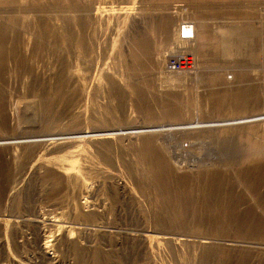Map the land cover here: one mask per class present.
<instances>
[{"label":"rangeland","instance_id":"1","mask_svg":"<svg viewBox=\"0 0 264 264\" xmlns=\"http://www.w3.org/2000/svg\"><path fill=\"white\" fill-rule=\"evenodd\" d=\"M183 23L205 43L174 46ZM261 24L264 0L2 1L0 264H264V121L230 126L264 117V73L217 48L220 30ZM173 48L194 68L168 73L170 55L156 64ZM240 90L253 100L236 111ZM145 139L187 182L184 228L164 219ZM212 175L218 197H202Z\"/></svg>","mask_w":264,"mask_h":264},{"label":"bare ground","instance_id":"2","mask_svg":"<svg viewBox=\"0 0 264 264\" xmlns=\"http://www.w3.org/2000/svg\"><path fill=\"white\" fill-rule=\"evenodd\" d=\"M2 1H4V0H0L1 3H2ZM68 8L76 9L77 6L70 4V5H68ZM100 10H101V8H97V11H100ZM192 26H193V24H192ZM195 26H196V30L193 27L192 36H190V34H187V33L181 34L180 30L177 31V33L180 36L178 34L174 33V36H173L174 46L178 47V46L184 45V46H191V48H195L196 46L194 44H196V42L200 41L201 43H205L206 37L203 34L204 32L203 31L201 32V30L198 28V26L196 24H195ZM160 27L165 28V23L164 22L161 23ZM220 34H221V38L219 39L220 41H218L220 43L219 44L220 46L217 47V48L220 47L219 48L221 50V51L219 50L220 54H223V56L239 55V56L246 57L245 59H247L248 63H250L249 65L251 66L249 70H252V71L262 70L264 73V69H262V65H261V55H262V48H263V42H264V24H261L260 26H247L244 28L232 27V28H229L227 30H220ZM192 42H195V43L193 45H190ZM3 43H4V29H3V27L0 26V65H1V60H2L1 58H2V52H3ZM145 44H146L145 41L140 39V38L136 37L134 39V41H133L134 48H133V53H132V56L134 59L140 58L141 54L144 53L143 51H144ZM174 48L173 49H166L164 51H159V53L157 51L158 55L155 58L156 64L163 63L169 55L171 56L172 54L177 53L178 49L174 50ZM143 56H145V54ZM243 76H244L243 70L240 69L239 70L240 79L243 78ZM181 79L182 78H181L180 74L174 75V76L164 75V77H163L164 82L167 84H178L181 82ZM58 83H59V85H62V83H63L62 79H59ZM58 98L64 99L63 95H60ZM250 100H253L252 91L251 90H248V91L240 90L236 93V96L234 97L233 102H232V106L236 111H241V110H244L248 106V103H251ZM43 104L45 105V103L42 100L41 101L39 100L38 102H36L35 106L36 107L38 106L39 108L43 109V107H44ZM219 106H221V105H219ZM174 112H176V111L170 110L168 112V114L173 115ZM147 115H149V114H147ZM243 119L244 120H241L239 123H233L232 122V124L230 126H237L240 124H249V123L264 121V117L263 118L248 117V118H243ZM215 127H220V126H219V124L218 125L217 124L216 125L215 124H205L201 128L211 129V128H215ZM221 127H223V126H221ZM135 129L136 128H134L133 130H135ZM194 129H199V128L194 127V126L192 128H190V130H194ZM133 130H131V131L129 130L128 132H125V133L132 134ZM184 130H187V128H184ZM227 133L228 134H234V135H236V137H241V138L243 136V134L237 129L233 130V131H227ZM224 136H225V134H224ZM223 142L226 145H231L230 141L227 139L224 140ZM247 147H249V145ZM138 153H139V156H140L142 162L144 164H146L147 171L150 173V176H151V181H152L153 185L155 186V188L158 192L160 202L162 203L161 209L163 208V214H164L165 218L163 216L162 217L165 220L169 221V223H168V221L166 222V223H168L167 224L168 226L173 224V225H176L177 227L184 228L183 221L186 218L187 213L189 211L188 208L190 207L191 203L194 202L193 196L190 194V191H188L187 182L185 180H179V179L172 181L169 168H168V166L165 165V162H164L161 154L157 151V149L153 146V144L150 141H148L147 139H145L142 146H140ZM163 153L165 154L164 151H163ZM221 181H222V179L218 175H216V176L212 175L211 177L205 179V187H204V193L202 194V197L217 198L219 190L221 188ZM171 182H175L178 186V189H179V197L178 198L175 197L174 194L169 189V185L171 184ZM206 207L212 211H215L218 209L217 204H215V205L206 204ZM179 208H181V209H179ZM163 214H161V215H163ZM209 220H210L212 226H214L215 218L213 216H211L209 218ZM58 225L59 224H57L56 226L58 227L59 230H61L62 228L59 227ZM159 225H161V223ZM162 226L166 227V225H164V224H162ZM221 230L223 232H225L223 229H221ZM45 248H47V247L45 246ZM210 254H211L210 252H207V256H206L207 259H208V256H210ZM203 257H204V255H203ZM206 261H208V260H206Z\"/></svg>","mask_w":264,"mask_h":264},{"label":"built area","instance_id":"3","mask_svg":"<svg viewBox=\"0 0 264 264\" xmlns=\"http://www.w3.org/2000/svg\"><path fill=\"white\" fill-rule=\"evenodd\" d=\"M180 28V29H179ZM181 34L187 33L192 36L193 34V26L192 23H183L178 27ZM261 65L264 68V42L262 48V55H261ZM194 68V63H191L187 60L186 56H170L165 64V69L168 73H181L190 71V69Z\"/></svg>","mask_w":264,"mask_h":264}]
</instances>
